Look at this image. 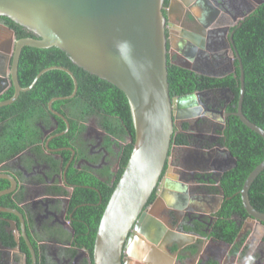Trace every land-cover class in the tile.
Masks as SVG:
<instances>
[{"label": "flooded vegetation", "instance_id": "af4514ba", "mask_svg": "<svg viewBox=\"0 0 264 264\" xmlns=\"http://www.w3.org/2000/svg\"><path fill=\"white\" fill-rule=\"evenodd\" d=\"M258 2L169 0L165 5L168 57L200 81L196 90L180 94L195 95L193 115L175 127L184 142L172 141L161 184L148 204L155 226L151 236L165 242L158 232L162 226L171 229L165 243L176 256L175 264H264V227L249 216L233 215L241 230H247L234 244L214 235L219 212L230 198L222 185L223 176L238 163L226 144V131L239 103L229 86L215 81L237 77L242 60L234 34L262 4ZM20 38L16 28L0 18V102L13 96L5 97L12 89L15 92L11 62ZM51 99L50 113L34 118L38 132L29 130L20 114L0 111V175L8 176L0 177V193L6 191L0 196V264H94L96 234L92 249L87 242L95 210L85 207L100 205L102 194L96 203L93 194L78 195L77 188L97 189L96 181L105 183L109 173L120 167L119 147L96 116L82 121L85 128L78 140L73 137L68 145H52L56 137L69 133L71 122L54 107L60 114L52 112ZM63 123L66 126L60 129ZM29 137L38 141L20 148ZM128 141L130 136L125 142L118 140L120 145ZM165 198L171 202L163 203ZM243 237L241 247L234 251ZM174 238L183 240L181 250L170 242ZM188 252L190 256L182 255Z\"/></svg>", "mask_w": 264, "mask_h": 264}, {"label": "water", "instance_id": "95a60500", "mask_svg": "<svg viewBox=\"0 0 264 264\" xmlns=\"http://www.w3.org/2000/svg\"><path fill=\"white\" fill-rule=\"evenodd\" d=\"M0 16L10 18L34 34L15 41L10 73L15 92L11 98L1 101L0 107L15 102L22 92L32 89L44 73L53 69L67 72L74 81V89L67 96L51 99L52 112L60 114L53 109L54 101L73 98L78 91L74 72L62 65L43 68L29 86L23 87L18 69L26 46L57 47L74 64L126 94L135 127V138L130 137L133 149L103 211L93 259L94 264H132L130 257L135 243L151 230L152 211L148 204L161 184L175 127L180 120L193 115L196 102L194 94L172 97L170 93L165 0H0ZM240 82L235 114L264 138V129L242 110L245 92L242 63ZM263 170L264 160L250 172L239 193L249 218L264 227V212L254 207L249 196L252 183ZM5 193L2 191L0 196ZM178 221L180 224L179 218ZM162 227L158 234L166 242V233L171 237V229L166 231ZM246 231L243 227L237 240ZM24 232L26 235L25 227ZM170 242L178 250L185 245L180 238ZM32 253L35 256L34 250ZM190 253L182 255L190 256Z\"/></svg>", "mask_w": 264, "mask_h": 264}, {"label": "trees", "instance_id": "16d2710c", "mask_svg": "<svg viewBox=\"0 0 264 264\" xmlns=\"http://www.w3.org/2000/svg\"><path fill=\"white\" fill-rule=\"evenodd\" d=\"M168 1L165 0V5L168 4ZM0 18H4L11 26L16 28L19 36H34L32 32L10 18L4 16H0ZM234 41L245 72L243 113L264 129V2L246 17L242 25L236 29ZM52 65H62L71 69L78 79L76 95L70 99L56 100L53 104L56 110L68 116L71 129L69 133L56 137L51 142L52 145H68L73 137L78 140L80 133L85 128L82 121H86L90 116H96L103 128L116 138L117 141L114 142L118 144L119 154L121 155L119 169L116 172L109 173V178L105 183L96 181L95 185L99 190L80 186L77 188L78 195H82L81 192L84 191L85 194H93L94 199H92V202L96 203L100 201V194H102L100 205L85 207L95 210L92 231H90L89 241H91L87 242L89 248L92 249L99 220L133 149V141H128L125 145H120L118 142V140L127 141L129 136L135 138L132 112L128 98L121 89L77 66L66 52L57 47L36 48L26 46L23 48L19 62V77L22 86H29L43 68ZM168 69L171 96L196 90V82L200 81L194 72L175 64L170 59L168 60ZM240 74L241 69L238 68L236 78L230 76L215 82L219 85L229 86L238 99L241 87ZM73 89L74 81L67 72L60 69L49 70L39 78L32 89L22 92L15 102L2 107L0 111L20 114L28 122V129L32 132H38L34 118L41 114L50 113L48 101L52 97L67 96L73 92ZM13 92L12 89L5 97L9 98L13 95ZM65 126L63 123L60 129L65 128ZM67 134H70V136ZM226 136V144L237 157L238 163L235 167L226 171L223 176L222 185L226 196H230V198L225 199L221 212H219L220 218L215 224L214 235L234 244L241 231V225L236 222L233 215L237 214L242 218L249 216L243 206L239 191L250 172L264 160V138L245 125L238 116L230 117ZM179 137L174 133L172 141L184 142ZM32 140H34L33 137H29V141H25L20 148H24ZM37 141L38 139L34 140V142ZM249 196L254 207L264 212V170L252 183ZM152 199L151 196L149 201ZM243 241L244 237L234 246V251L239 250Z\"/></svg>", "mask_w": 264, "mask_h": 264}, {"label": "crops", "instance_id": "0c3cea01", "mask_svg": "<svg viewBox=\"0 0 264 264\" xmlns=\"http://www.w3.org/2000/svg\"><path fill=\"white\" fill-rule=\"evenodd\" d=\"M171 202V198L163 199V203ZM150 229L146 235L143 234L139 241L135 243L133 249V263L136 264H175L176 256L171 253V249L166 247V243L162 238L154 239L151 236L152 228L155 230V226L150 225ZM154 235V234H153ZM231 247H228V250ZM185 261L183 260V263Z\"/></svg>", "mask_w": 264, "mask_h": 264}]
</instances>
